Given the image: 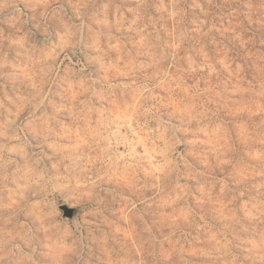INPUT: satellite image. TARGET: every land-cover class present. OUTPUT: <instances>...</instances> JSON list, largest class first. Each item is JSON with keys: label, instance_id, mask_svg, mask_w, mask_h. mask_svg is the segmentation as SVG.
Wrapping results in <instances>:
<instances>
[{"label": "rangeland", "instance_id": "1", "mask_svg": "<svg viewBox=\"0 0 264 264\" xmlns=\"http://www.w3.org/2000/svg\"><path fill=\"white\" fill-rule=\"evenodd\" d=\"M0 264H264V0H0Z\"/></svg>", "mask_w": 264, "mask_h": 264}, {"label": "water", "instance_id": "2", "mask_svg": "<svg viewBox=\"0 0 264 264\" xmlns=\"http://www.w3.org/2000/svg\"><path fill=\"white\" fill-rule=\"evenodd\" d=\"M59 208L62 211V217L63 218H69L72 221H74L76 219L77 214L81 210V208L70 207L66 204L60 205Z\"/></svg>", "mask_w": 264, "mask_h": 264}]
</instances>
